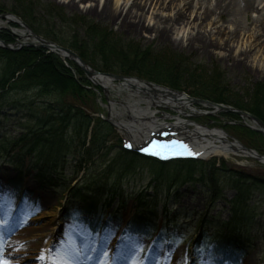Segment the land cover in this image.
<instances>
[{"label": "rangeland", "instance_id": "1", "mask_svg": "<svg viewBox=\"0 0 264 264\" xmlns=\"http://www.w3.org/2000/svg\"><path fill=\"white\" fill-rule=\"evenodd\" d=\"M0 3L5 6L0 17L14 15L28 25L11 12L15 7L23 9L33 23L45 30L90 41L92 48L102 46L105 57L135 54L132 60L138 63L133 67L163 73L173 70L174 76L183 83H191L190 86L222 89L231 102L241 101L250 106L258 97L256 92L264 90V38L251 23L256 12L248 19L243 18L236 28L225 14L201 18L193 6H186L185 0H84L75 8L65 0H0ZM106 3L116 15L101 17L88 11L92 6L101 8ZM129 10L136 14L123 24L118 13L122 12L123 17ZM6 21H2L0 32L18 35L23 32L22 27ZM14 38L12 44L18 41L17 36ZM20 40L30 43L25 36ZM62 61L72 76L64 84L74 83L81 89L84 100L94 103V112L87 111L88 120L81 114L77 124L82 128L81 135L76 142L73 140L76 128L71 127L74 123L64 133L73 142L62 151V161L45 158L43 164H53L57 170L49 184L43 185L36 175L37 168L46 167L39 162L42 157L39 151L44 152L43 149L33 147V134L49 138L37 126L38 118L42 120L46 116L40 107L42 100L34 103L37 91L31 89L25 96L18 93L15 96L19 100L30 96L34 106L0 108V237L6 235L4 240L17 237L34 247L14 257L15 264H52L51 256H66L70 243L85 260L94 257L95 264L101 261L105 264H264V163L231 154L228 158L216 156L195 162V167L190 169L186 166L192 162H184L187 165L183 167L178 166L179 162L161 165L125 152L123 123L146 127L155 115L173 124L175 119L166 118L164 113L178 114L157 105V98L151 92L137 94L134 88H123L122 82L113 79L109 87L95 85L73 61ZM86 64L99 74L113 75L103 70L98 56ZM128 77L206 100L194 97L188 85L182 90L138 76ZM71 94L54 93V97L44 98L45 108L59 112V107L70 105ZM132 105L133 112L129 108ZM190 107L194 113L184 108V115L179 116L208 130H222L232 142L264 156V137L249 128L254 127L250 120L217 113L204 104ZM147 109L150 113H145ZM242 127L257 136L245 134ZM98 132L101 133L99 146L94 139V133ZM236 172L244 176H237ZM240 178L248 180L251 186L256 184L244 201V211L250 215H245L244 222L233 224L239 245L234 241L235 247L228 245L223 250L221 244L230 229L227 223L232 217V203L238 197L233 186ZM23 210L25 221L20 215ZM88 210L94 211L97 220L85 212ZM32 227H42L35 238L29 232ZM36 239L45 242L39 250L35 249ZM40 256L47 259L41 260Z\"/></svg>", "mask_w": 264, "mask_h": 264}, {"label": "trees", "instance_id": "2", "mask_svg": "<svg viewBox=\"0 0 264 264\" xmlns=\"http://www.w3.org/2000/svg\"><path fill=\"white\" fill-rule=\"evenodd\" d=\"M20 9V8H19ZM17 9L16 7L11 10L12 13L16 14L20 18L24 19L26 23L36 32L38 35L42 36L43 38L47 40H52L53 42L57 43L60 46L66 47L68 49L73 50L76 52L84 61L86 62H92L95 61L96 57L101 60L103 70L109 73H113L116 75H124V76H138L144 79H148L153 82H160L166 86H169L170 88L175 89H182L187 88V85L194 91L193 95L194 97L206 99L211 102L220 103V104H226L235 107L238 110L246 111L256 117H258L260 120L264 122V90H260L256 92L255 101L252 103V105L247 106L244 104V102L241 101H235L231 102L229 101L228 96L224 93V91L220 88H206L202 87L199 84L195 86H190L191 83H183L179 78L174 76L172 73L167 72H150L147 69H142L139 66L133 67L132 65L138 63L133 62V56L135 55H128L127 56H119V55H113L112 57H105L103 56V53H105L103 50L104 48L100 45L94 46L92 48L93 44H90L89 42H82L79 41L80 39L74 38L73 36L67 37V36H60L57 33L49 30H45L44 27L38 26L33 21L30 20L31 16L25 13V10L23 9ZM5 6L0 3V14L4 13ZM0 38L4 40L8 44H12L15 41L14 35L11 33V31H2L0 32ZM100 46V48H99ZM103 49V50H102ZM141 62V61H139ZM20 72H23V75L17 76ZM132 73V74H131ZM71 73L67 70L65 67L64 62L55 54H48L45 49H36V48H29L25 47L21 49L20 51H9L3 48H0V108L1 110L3 108H10V107H17L26 105L31 107L34 106V103H38V100H42L40 102L41 104V110L44 115L43 119L41 120L38 118L37 120V126L40 130H43L46 136H49L48 139H45V137L38 136L36 134H33L32 142L33 147H40L43 149L44 152H41V156L39 159V162L43 164L45 158H47V161H62V154L64 149H68L67 145L70 142H73V140H77L80 134V117L81 114L86 118L89 119V115L87 111L93 113L94 108L92 105L94 103L90 100H84V97L80 95V90L74 83H70L69 85H65L64 81L66 79H71ZM76 88L78 89L76 91ZM31 89H34L36 92V98L37 102H31L30 96L22 98V100H19L15 98L17 95L25 96L27 91H33ZM183 90V89H182ZM55 94L60 93L62 95H68L70 96V105L68 106H62L59 107V112L57 110L49 111L48 108H45V105L47 104L46 100L44 98L46 97H54ZM36 100V99H35ZM40 113V112H39ZM227 116L237 117L236 114H225ZM74 123L71 127L76 128V136L73 137V140L71 136H67L65 138V134L67 132L68 127H70V124ZM88 124H86V128H88ZM79 128V129H78ZM242 131L246 132L245 134H249L252 136H257L252 133L251 130H249L246 127H242ZM84 133V132H83ZM100 132L98 134L94 133V139L98 141L97 146H99V136ZM81 135V134H80ZM260 135V134H259ZM261 136V135H260ZM53 139V140H52ZM75 140V142H76ZM67 141V142H66ZM54 151V152H53ZM38 152V151H37ZM48 154L49 158L42 155V154ZM51 153V155H50ZM53 156V157H52ZM57 159V160H56ZM59 161V162H60ZM58 163V162H54ZM189 163V162H187ZM194 164H197L195 162H192L191 164H186L184 162L178 164V166H185L193 168L195 167ZM57 165V164H56ZM45 169H38L36 170V175L38 179L42 182L43 185H47L51 182L53 178V174L56 173V169L54 168L53 164L51 165H45ZM57 167V166H56ZM52 169V170H50ZM48 170V172L46 171ZM50 171V172H49ZM237 176H244L243 173L236 172ZM246 180V179H245ZM244 178L237 179V182H235L233 188L237 191V198L236 201L232 203L231 211H232V217L227 223V227L230 229L227 232V237L222 240L221 246H223V250L226 249V246L231 245L232 247H235L233 245V242L235 241L239 245V240L237 239L238 234L237 230L234 228L233 224H240L244 222L245 215L249 216V212L244 211V206L246 199L249 197L250 190L255 187V183L251 186L252 183L248 182V180L245 181ZM264 184V181H262ZM256 189V188H255ZM253 189V190H255ZM80 197V196H79ZM81 198V197H80ZM85 204V202H84ZM87 205V204H86ZM84 209V207H83ZM85 210V209H84ZM87 210V209H86ZM143 210L146 213H150L149 211H146L144 208ZM89 216H94L93 210L85 211ZM244 213V214H243ZM249 213V214H248ZM147 215H145L146 219ZM142 220V218H139ZM138 221L137 223L141 222ZM148 222H146L147 224ZM146 226H149L146 225ZM232 226V227H231ZM146 229H148L146 227ZM148 230H152L151 228ZM220 251H223L218 247Z\"/></svg>", "mask_w": 264, "mask_h": 264}, {"label": "bare ground", "instance_id": "3", "mask_svg": "<svg viewBox=\"0 0 264 264\" xmlns=\"http://www.w3.org/2000/svg\"><path fill=\"white\" fill-rule=\"evenodd\" d=\"M67 4L73 8L78 7L79 3L84 0H81L79 3L77 0H65ZM186 6H193L195 13H197L201 18H212L214 16H220L221 14H225L238 28L242 22L243 18L248 19V16L251 13L256 12L257 14L251 18V23L254 27L257 28V33L264 38V0H185ZM136 6V5H133ZM90 13H96L99 16H114L116 13H112L108 6V3L103 5V7L92 6L88 10ZM122 12H119L118 15L121 16V21L123 24H127L129 20L134 16L133 10L127 11V13L122 17ZM16 17V16H15ZM18 18V17H17ZM14 17L11 19L13 22L10 25L19 26L17 24L18 19ZM21 21V19H20ZM9 23V21H6ZM4 23L0 20V27ZM27 32H22L20 35L28 37ZM27 35V36H26ZM29 41L35 43V39L30 37ZM43 49V48H39ZM93 83L95 85H100L103 87H109L111 85V81L108 78L97 76L93 78ZM123 88H134L135 93L139 92H151L153 94V98H157V105H161L166 110H171L176 112L178 116H174L175 122L174 124H168L165 120H160L150 117L152 119L151 123L148 124L147 127H140L139 123L137 126L133 124V122L123 123L121 125L122 133H125L126 137L132 140L133 144L137 149L143 148L145 143L150 140L151 133L159 134L163 128H166V131L172 133L174 136L179 137L188 141L193 148L200 154V157L205 159H211L213 157H224L228 158L231 154H240L244 157H250L257 159L256 156L247 153L242 146L238 142H232L229 136L222 130H208L202 127L197 126L191 121H186L181 118L179 115H184L183 109H189L192 113L195 111L191 109L192 101L185 95H178L173 92H169L167 90H163L159 87H151L148 84L140 82L138 80H129L124 85H121ZM207 106V104H204ZM132 109V112L135 110V106L132 105L129 107ZM137 108V107H136ZM137 111H143V109H139ZM146 112H149L147 109ZM142 115V113H140ZM170 115V114H169ZM172 115H170L171 117ZM135 119V118H134ZM133 124V125H132ZM193 128V130L191 129ZM160 130V131H159ZM145 142V143H144ZM20 215L23 216L21 220L24 221L27 219L25 211H21ZM36 218H34L33 222H36ZM97 224V223H96ZM41 228L32 227L29 229L32 236L35 238L40 234H36L38 231H41ZM22 234H18L20 236ZM154 235H158L157 232ZM5 236L0 237V246L5 247L6 251L4 253L5 259H8L10 264H15L14 257L19 256V254H26L28 250H33L34 247L24 241L18 240L17 237L14 239L8 238L4 240ZM43 238V237H42ZM38 240V241H37ZM42 242L40 239H36L35 241V249L42 248ZM45 243V242H44ZM73 245L71 243L68 245L69 250L66 253V256L54 257L51 256V260H59L66 261L67 264H95L96 259L91 257L88 261L83 258V256L78 255L77 251L73 250ZM71 250V251H70ZM47 252L45 251V255ZM49 255V254H48ZM47 259V257H46ZM42 264V263H38Z\"/></svg>", "mask_w": 264, "mask_h": 264}, {"label": "water", "instance_id": "4", "mask_svg": "<svg viewBox=\"0 0 264 264\" xmlns=\"http://www.w3.org/2000/svg\"><path fill=\"white\" fill-rule=\"evenodd\" d=\"M11 17L13 18H17L15 17L14 15H7V16H1L0 17V20L1 21H9V23H12L13 20L11 19ZM18 19V22L17 24L22 27L24 30V32H27L29 35H28V38L32 37L34 38L35 40V43L33 42H22V41H17L15 44H7L6 42L2 41L0 39V48H3V49H6V50H9V51H18L24 47H31V48H44L46 50H49L50 52L52 53H55L57 54L62 60H65V59H69L70 61H73L79 68H81L84 72H86L87 76L92 80L95 76H102V77H107L109 79H113V80H116V81H119V82H128V80L130 78H127V77H124V76H116V75H112V74H99L95 71H92L88 65L86 64L85 61H83L76 53H74L73 51L67 49V48H64L62 46H59L58 44L52 42V41H49V40H46L44 38H42L41 36L37 35L33 30H31V28L26 25L25 23H23L22 21H20L19 18ZM26 33V34H27ZM16 36H18L20 39L22 38L21 36L17 35L16 33H14ZM135 80H138L140 82H143L145 84H148L149 86L151 87H155V85L151 84V83H148V82H145L141 79H135ZM162 88V87H161ZM164 90H167L169 92H174V91H171V90H168L166 88H162ZM180 95H183L182 93H179V92H176ZM192 101V103H196V104H207L209 106H211L212 108H214L215 110L217 111H220V112H225V113H234V114H237L238 116H240L241 118H246L248 120H250L254 127L252 126L251 128L254 130V131H257L259 133H261L263 136H264V122L262 120H260L258 117L248 113V112H245V111H239V110H236L234 108H231V107H228V106H225V105H222V104H215V103H211V102H207V101H203V100H196V99H190ZM248 153L250 154H254L253 151L251 150H247L245 149ZM264 160V158H262Z\"/></svg>", "mask_w": 264, "mask_h": 264}, {"label": "snow or ice", "instance_id": "5", "mask_svg": "<svg viewBox=\"0 0 264 264\" xmlns=\"http://www.w3.org/2000/svg\"><path fill=\"white\" fill-rule=\"evenodd\" d=\"M173 145H177L179 144L180 148L184 149L185 151H187L188 155H194V153H192L189 149L188 146L186 144L180 143L176 140H173L171 142ZM126 147H133V145L128 144L125 145ZM145 152H149L151 155H158L160 156L162 159H167L168 156L166 154L167 151V146L166 145H162L159 142L152 144L151 150L148 148L144 149ZM182 154V153H181ZM6 249L3 246H0V264H10L8 259H5L4 253H5ZM105 256H107V252L105 251L104 253ZM39 259L41 260H45L46 257L45 256H40ZM52 264H67L66 261H59V260H53ZM100 264H105V262L101 261Z\"/></svg>", "mask_w": 264, "mask_h": 264}]
</instances>
